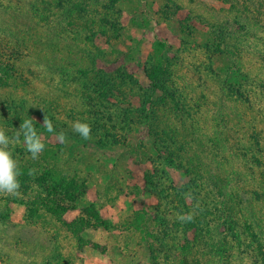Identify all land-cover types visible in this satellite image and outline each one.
Returning <instances> with one entry per match:
<instances>
[{
  "label": "rangeland",
  "instance_id": "374dc122",
  "mask_svg": "<svg viewBox=\"0 0 264 264\" xmlns=\"http://www.w3.org/2000/svg\"><path fill=\"white\" fill-rule=\"evenodd\" d=\"M34 1L0 0V127L13 136L34 118L46 145L35 160L22 142L12 148L21 187L0 195V264H264V0H40L43 28L23 22ZM161 63L189 98L221 92L215 77L243 82L245 96L161 113L171 138L155 144L124 108L141 104L146 71ZM123 75L127 94L99 92L103 77ZM77 120L90 139L71 131ZM189 212L184 224L164 218Z\"/></svg>",
  "mask_w": 264,
  "mask_h": 264
},
{
  "label": "trees",
  "instance_id": "16d2710c",
  "mask_svg": "<svg viewBox=\"0 0 264 264\" xmlns=\"http://www.w3.org/2000/svg\"><path fill=\"white\" fill-rule=\"evenodd\" d=\"M110 4H109V8L112 9V7H114V9L116 8L115 3L113 2V0H110ZM45 3V1H41L40 0H36L34 1L33 5H31V10L33 9L34 12H36L35 14H37L35 17L32 15H29V19L23 22H33V20L38 22V23H42L40 28H43L45 26V23L48 19V12L45 9V6H43ZM70 10V12H69ZM69 10H67L64 7V11L62 13V15H64L65 17L68 15V17H72L74 16V8H69ZM56 14V13H55ZM51 17L53 18V16L51 15ZM109 19V18H108ZM108 19H105L104 22L105 23H109ZM58 21H60L61 24V19H59ZM113 26L117 27V23H112ZM36 28V27H35ZM51 28L54 32H56V30H58V28L54 25L49 27ZM15 35H20L19 33H13ZM48 36V34H47ZM37 38H39L40 42H43V37L40 33L37 32ZM46 42V40L44 41ZM49 42V41H48ZM38 56V55H36ZM39 57V56H38ZM165 63H167L169 65L168 61H165ZM165 64H158V65H154L149 71L147 70L146 73L149 77L150 80V86L149 87H143L142 91L143 94L141 95L143 97L142 102L139 106H134L133 104H131L129 107L124 108L125 110V115H124V119L128 122H131L132 124L136 121L133 116L135 117V115L139 114V118H140V122L145 123L146 129L148 131V136L150 138H152L153 142L156 144L158 142V140L160 142H164L166 139L171 138L170 137V126H168L169 128L164 127L163 124L160 123V119H161V113L163 114V116H174L175 113H178L180 111V109L182 108H188L189 110H191L189 107L193 108V105L196 106L195 108L198 110H201L200 112H202V108L204 107V105L208 104V102H210V100H212L215 104L216 102V98H219L222 100V94H224L226 97L228 98H236V102H238V97L243 98L245 96V94L243 93V82H223L222 79H220L219 77H215V84L217 85V87H219L221 92H214L213 95L208 94L206 92H201V94H194L196 97L191 96L189 98V94H185V91H183V89H181L179 86L176 85L175 80L173 79V73L172 71H170V69H168V67L164 66ZM61 72V69H58ZM106 69H104L103 67L99 68H94L92 69V71L94 72L95 75H100L103 76L105 75L106 72L109 71H105ZM116 71H119V69H116ZM109 77V76H107ZM106 76L102 78V81H104V85H99L98 86V90L99 92H101L103 95L107 94V95H111L113 94L112 91L114 89L119 90L121 92H123L124 94H127V89L124 88L122 86V84H125V80L127 79L126 76H122L120 77L118 80L113 77L110 76V78H107ZM129 78V77H128ZM238 92V95L237 93ZM106 95V96H107ZM248 101L250 100V97L247 99ZM133 106V107H132ZM237 108H239L237 106ZM231 109V106H230ZM232 112V109H231ZM168 114V115H167ZM179 116V115H178ZM160 118V119H159ZM183 118H189V116L187 114H183ZM181 121L183 122L181 125L182 126H187L188 124V120H183L181 119ZM191 126V125H190ZM176 128H178V126H174ZM172 127V128H174ZM124 128L126 129L127 126H124ZM175 129V128H174ZM109 132L106 133V135H108ZM173 140V139H172ZM98 146L102 147L105 146V144L102 142L101 139H99V141H97ZM223 148H225L226 146L224 144ZM256 145V144H255ZM254 145V146H255ZM184 146H188V143H182L180 144V147H174L173 149H170V153H175L177 151H181V150H185ZM247 149V154L249 152L248 149H252V150H261L262 147L260 145L257 146H247L245 145ZM212 148L209 147L208 149V154H213L216 153V149H215V145L211 146ZM251 150V151H252ZM187 154V152H186ZM245 154V157L247 160L250 159V157H248V155ZM179 155V154H178ZM178 158H180L179 156H177ZM256 163H255V162ZM253 163L257 164L258 166L261 165V163H259V160L255 157L254 158ZM167 164L169 167L175 166V158L174 156H170L167 159ZM178 165V164H177ZM208 165H205V167ZM263 166V164H262ZM157 173H160L158 170H156ZM162 174H164L165 176H168V171H167V167H163L162 169ZM169 178V177H168ZM147 180L150 182H154V179L152 177H148L147 176ZM158 180H161V177H159ZM156 188L159 189V182L156 181ZM177 188V187H175ZM264 195V193H263ZM226 214L227 216H229L232 221H234V219L232 218V212L230 211V209H226ZM165 220H176V222H178V224H184L181 223L178 219H177V215L176 214H170V216H166L164 217ZM102 222V221H101ZM175 222V226L178 227V224ZM235 223H232L231 228H233V230L238 229V226L236 225V220L234 221ZM234 234V233H233ZM234 238H239L237 237V233H235ZM224 242V241H222ZM221 241H218V245L220 250L225 248L222 247L220 245H223ZM224 246V245H223Z\"/></svg>",
  "mask_w": 264,
  "mask_h": 264
},
{
  "label": "clouds",
  "instance_id": "9594fccd",
  "mask_svg": "<svg viewBox=\"0 0 264 264\" xmlns=\"http://www.w3.org/2000/svg\"><path fill=\"white\" fill-rule=\"evenodd\" d=\"M42 127L48 132L53 134V137L57 142L65 144L68 141V136L65 131H56L53 121L45 115ZM71 131L79 135L82 139L91 138V125L87 122L80 120L75 121L71 125ZM22 142L26 151L31 154L33 160L38 159L44 151L46 145L44 138L39 133L34 124V118L23 119L16 129L13 136H9L3 127H0V195L15 196L19 194L21 187L19 176L21 171L18 161L13 157L12 148ZM191 194L185 193V199L187 200ZM194 218L192 212L178 214L177 219L181 223L191 222Z\"/></svg>",
  "mask_w": 264,
  "mask_h": 264
}]
</instances>
